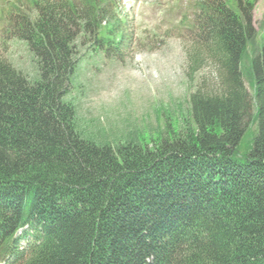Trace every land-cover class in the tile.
<instances>
[{
	"label": "trees",
	"instance_id": "1",
	"mask_svg": "<svg viewBox=\"0 0 264 264\" xmlns=\"http://www.w3.org/2000/svg\"><path fill=\"white\" fill-rule=\"evenodd\" d=\"M27 1L14 36L38 78L0 59V264H264V30L255 49L247 8L191 5L215 90L198 83L193 124L149 147L95 143L66 101L77 42L118 56L130 41L118 0Z\"/></svg>",
	"mask_w": 264,
	"mask_h": 264
},
{
	"label": "rangeland",
	"instance_id": "2",
	"mask_svg": "<svg viewBox=\"0 0 264 264\" xmlns=\"http://www.w3.org/2000/svg\"><path fill=\"white\" fill-rule=\"evenodd\" d=\"M193 1L121 0L119 7L130 37L121 59L92 48L80 51L66 101L75 106L78 122L88 130L89 139L104 145L134 138L152 147L167 138V125L176 132L180 124H193L190 96L203 81L205 89L215 90L217 80L215 63L202 58L199 51L190 52L198 35L192 30L193 16L187 9ZM16 5L19 14L30 12L26 0H0V59L34 82L38 78L36 60L27 42L13 36L21 24ZM251 18L256 49L263 41L264 0H256ZM249 84L244 79L252 96ZM255 131L250 121L240 154L251 147Z\"/></svg>",
	"mask_w": 264,
	"mask_h": 264
}]
</instances>
